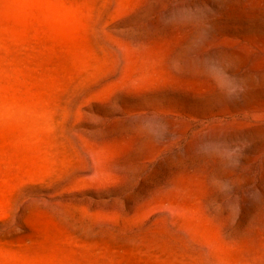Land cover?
<instances>
[{
	"label": "rangeland",
	"instance_id": "1",
	"mask_svg": "<svg viewBox=\"0 0 264 264\" xmlns=\"http://www.w3.org/2000/svg\"><path fill=\"white\" fill-rule=\"evenodd\" d=\"M0 264H264V0H0Z\"/></svg>",
	"mask_w": 264,
	"mask_h": 264
}]
</instances>
